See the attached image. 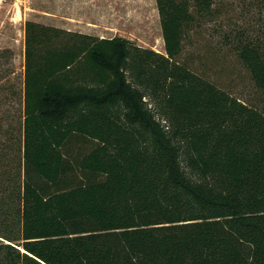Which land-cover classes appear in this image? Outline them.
Listing matches in <instances>:
<instances>
[{
  "label": "trees",
  "instance_id": "1",
  "mask_svg": "<svg viewBox=\"0 0 264 264\" xmlns=\"http://www.w3.org/2000/svg\"><path fill=\"white\" fill-rule=\"evenodd\" d=\"M156 5L165 54L26 22L0 264H264V112L179 61L216 22L264 100V0L260 36L223 0Z\"/></svg>",
  "mask_w": 264,
  "mask_h": 264
},
{
  "label": "rangeland",
  "instance_id": "2",
  "mask_svg": "<svg viewBox=\"0 0 264 264\" xmlns=\"http://www.w3.org/2000/svg\"><path fill=\"white\" fill-rule=\"evenodd\" d=\"M223 1L227 5L225 17L228 15L235 29L245 34L261 35L260 10L255 5L256 0ZM28 21L100 38L122 37L139 47L165 54L156 0H0L2 174L14 167L15 148L21 137L25 25ZM220 32L216 22L201 26L185 41V50L179 61L195 72L207 75L218 87L242 102L264 112V100L249 71L234 48L222 45ZM69 146L73 153L82 154L91 149L93 143L73 139ZM1 182L4 185L0 186V208H4V204L10 207V200L5 201L4 198L5 183ZM8 210L4 208V211Z\"/></svg>",
  "mask_w": 264,
  "mask_h": 264
}]
</instances>
